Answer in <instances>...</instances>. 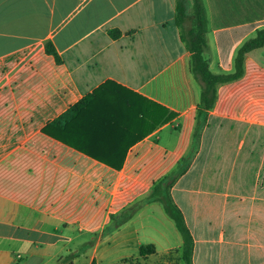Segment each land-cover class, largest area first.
<instances>
[{
	"label": "crops",
	"instance_id": "obj_1",
	"mask_svg": "<svg viewBox=\"0 0 264 264\" xmlns=\"http://www.w3.org/2000/svg\"><path fill=\"white\" fill-rule=\"evenodd\" d=\"M177 1L0 0V264H185L151 198L172 175L193 264H264V44L200 111ZM203 3L206 57L233 72L264 0ZM145 98L175 116L152 131ZM80 101L55 129L65 143L42 132ZM144 244L156 252L141 257Z\"/></svg>",
	"mask_w": 264,
	"mask_h": 264
},
{
	"label": "trees",
	"instance_id": "obj_2",
	"mask_svg": "<svg viewBox=\"0 0 264 264\" xmlns=\"http://www.w3.org/2000/svg\"><path fill=\"white\" fill-rule=\"evenodd\" d=\"M176 22L180 28L182 39L186 42L188 48L192 52L191 70L201 84L202 92L200 111L211 108L216 101L219 85L241 77L244 73L246 54L264 44V29L258 30L255 38L246 41L239 48L234 59V71L226 73L215 72L211 68L210 60L206 57V50L209 45L207 38V18L203 0H193V11L191 13H188L187 11L186 0H178ZM111 35L113 37L119 36L120 30L115 29L111 31ZM46 51L54 55L58 61L60 60L55 46L51 42L46 44ZM145 100L147 104H150V108L147 107L146 111L141 109L140 113L143 114V116H146V118L151 119L150 129L152 131L175 116V112L170 110L167 106L146 98ZM82 102L80 101L68 110V112L48 123L43 127L42 132L65 143V140L55 132V129L61 128L64 125L63 121L67 113L80 106ZM147 131H149V129ZM111 167L120 168L122 166L116 165ZM175 180L176 175L166 177L155 187L151 198L154 200H160L165 207V211L174 219L184 239L181 249L182 258L185 264H193L194 241L192 233L186 224L182 211L173 202L169 194V189ZM138 207L139 205L131 207L129 209L130 214L134 213ZM139 252L141 257H146L154 254L156 252V247L154 244H144L140 247ZM80 253L81 252H73L65 258L64 262L73 264V259L78 257ZM125 262H136V264H139L137 259H126L117 264H124ZM55 264H59V262ZM93 264H96V262L94 261Z\"/></svg>",
	"mask_w": 264,
	"mask_h": 264
},
{
	"label": "rangeland",
	"instance_id": "obj_3",
	"mask_svg": "<svg viewBox=\"0 0 264 264\" xmlns=\"http://www.w3.org/2000/svg\"><path fill=\"white\" fill-rule=\"evenodd\" d=\"M13 172H14V170H13ZM15 173V172H14ZM106 264L107 263H111L110 261L109 262H105ZM124 264H136V262H133V263H128V262H125Z\"/></svg>",
	"mask_w": 264,
	"mask_h": 264
}]
</instances>
